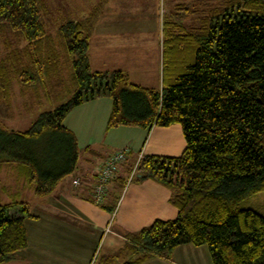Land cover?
Listing matches in <instances>:
<instances>
[{
	"label": "trees",
	"instance_id": "1",
	"mask_svg": "<svg viewBox=\"0 0 264 264\" xmlns=\"http://www.w3.org/2000/svg\"><path fill=\"white\" fill-rule=\"evenodd\" d=\"M208 6L197 29L163 38L159 88L137 85L121 69H91L89 38L97 12L58 26L55 46L66 53L73 95L7 142L20 144L18 159L36 196L74 170L76 139L63 119L86 100L112 99L107 129L178 123L185 139L177 156L144 154L132 174V180L165 185L176 216L126 232L121 248L92 264H141L170 257L184 243L206 245L213 264H264V0H210ZM45 9L43 0H0V34L25 42L0 58L3 99L12 79L21 77L28 87L48 65L37 51L39 43L54 41L44 29ZM42 138L49 141L39 144ZM116 176L111 182L122 188L125 180ZM112 193L111 212L118 198ZM33 217L26 201L0 203V264L27 246L24 220Z\"/></svg>",
	"mask_w": 264,
	"mask_h": 264
},
{
	"label": "crops",
	"instance_id": "2",
	"mask_svg": "<svg viewBox=\"0 0 264 264\" xmlns=\"http://www.w3.org/2000/svg\"><path fill=\"white\" fill-rule=\"evenodd\" d=\"M122 1L124 3L125 0ZM143 1L145 8L141 12L123 10L118 15L111 12L113 0L104 4L89 38V64L93 70L121 69L129 74L133 83L159 88L162 83L163 38L166 40L167 36H173L178 31L197 29L205 8V14H208L210 0ZM140 3L143 5L142 0ZM49 35L54 41H43L37 46L43 60L49 61L45 66L46 77H50L49 72H59L58 64L61 61L68 75L70 67L65 52L55 46L58 44L54 38L56 35ZM146 38H150L152 48L145 47ZM130 39L134 41L131 57H128V47L121 49L126 56L113 49L117 41L119 47L121 43L130 45ZM53 56L54 59H51ZM146 58H151L149 63L140 67ZM15 81L19 83L15 82L22 96L23 84L17 79ZM12 85L11 82L9 97L4 102L8 107H12ZM32 85L37 88L35 82ZM66 95H71V92L67 91ZM37 96L40 98V94ZM112 104L109 96H97L74 106L66 114L63 124L75 135L78 149L76 164L71 174L59 178L53 190L43 196H36L33 185L27 180V168L18 159L20 144L17 143L15 147L7 143L16 138L17 131L23 130L13 128V122L12 125L0 122L11 127L6 130L10 134L7 141L0 144V159H4L0 161L1 203L26 201L34 215L24 220L27 246L17 252L16 259L5 264H92L99 257L121 248L127 240L126 232L137 231L158 218L171 219L176 216L177 208L169 201L170 190L165 185L149 178L132 180L127 168L134 166L147 153L179 155L185 147L181 126L178 123L146 128L119 125L107 129ZM123 146L128 147V158L120 166L116 177H122L125 183L122 188H118L114 181L111 182L105 201L97 203L93 198L92 184L96 180L99 165L107 153ZM75 178L79 179L76 184L73 183ZM113 190L118 198L111 212L108 206L113 202ZM24 194L30 200H21ZM103 244H107L104 251L101 249ZM141 264L213 263L206 245L184 243L177 246L170 257L155 256Z\"/></svg>",
	"mask_w": 264,
	"mask_h": 264
},
{
	"label": "rangeland",
	"instance_id": "3",
	"mask_svg": "<svg viewBox=\"0 0 264 264\" xmlns=\"http://www.w3.org/2000/svg\"><path fill=\"white\" fill-rule=\"evenodd\" d=\"M43 1L45 2L46 5V9L43 12V16H42L44 29L46 33L56 35L58 26L69 18L80 19L82 17H85L87 13L90 12L91 10H93V12L95 13L97 12L96 16H99L103 12L105 6L104 4H106L108 0H43ZM140 1L141 0H125L123 3L122 0H113V4L111 6V12L115 15L120 14L121 12H123V10L124 12H129V13L141 12L145 8V3L142 0L143 2L142 5ZM178 10L179 9H176L175 11ZM159 13L161 14V12ZM95 23L96 22L93 23V27ZM4 36H7V38L5 39ZM149 39L150 38L145 39L146 48H152L151 40ZM132 40L133 39H130L131 42L130 45L121 43L120 47L117 46L119 42L117 41L116 42L117 44L114 43L113 49H116V52L119 51L118 53L126 56L127 54H123L121 49L128 47L130 49L129 51L130 55H128V57H131L133 50V43H134V41ZM24 44L25 42H23L22 40L16 41V39L13 36L10 35L8 36L7 33H1L0 58H5L10 51L21 48L23 47ZM64 55L66 56V53ZM150 59L151 58L148 59L146 58L142 62L143 64H140V67H144V63L145 64L149 63ZM124 60L127 61V59L125 58ZM128 62L129 64H131L132 61H130L129 59ZM9 63L10 62L8 61L6 62L7 65H9ZM58 68H59V72L56 73L49 72L50 77H46L47 73L45 70L39 72L36 78L34 79L37 88H34V85L28 87L23 86L24 93L22 96L19 94V85H18L19 83L15 81V79H17L19 82L20 81L22 82L23 79L21 77L14 78L12 80L13 85L11 88L12 107L6 106L4 102H7V100L0 97V122L7 123L10 125H12L11 122H13L14 123V125H12L13 128L15 127L17 129L24 130L25 128H27L32 124V122L41 112L46 110H51L59 103L66 101L67 98H70L73 94L66 95V92L68 90H71L72 88L69 82V77L68 75H66L67 68L64 67L62 61L61 63L58 64ZM27 70H29V73L31 75L32 71L30 69ZM15 82H17L18 84ZM27 83L30 84L29 81H27ZM37 94H40V98H38ZM48 98H50V100ZM61 98L64 99L61 100ZM1 123H0V138L2 139L3 142H6L8 136L10 135L6 130H9L11 127L4 126ZM37 140H35V142ZM38 141L39 144L41 143L43 144L45 141L48 142L49 140H47L46 138H42V140L40 139ZM21 200H30V197L24 194V199ZM1 202L3 201H1L0 199V203ZM255 202L256 204H259L261 202V198L257 199V201ZM106 248H107V244H103L101 249L102 251H104ZM12 263L13 262H10L8 264H12ZM15 264L18 263L15 262Z\"/></svg>",
	"mask_w": 264,
	"mask_h": 264
},
{
	"label": "built area",
	"instance_id": "4",
	"mask_svg": "<svg viewBox=\"0 0 264 264\" xmlns=\"http://www.w3.org/2000/svg\"><path fill=\"white\" fill-rule=\"evenodd\" d=\"M128 158V147L123 146L109 152L106 158L99 166L96 181L92 184V193L94 201L102 203L105 201L108 185L111 180L116 176L120 166L123 165ZM136 164L132 167L130 177L134 173ZM79 179H73V183H78Z\"/></svg>",
	"mask_w": 264,
	"mask_h": 264
}]
</instances>
